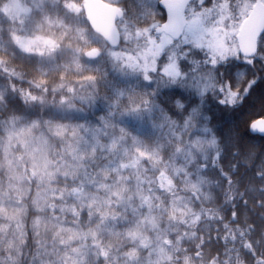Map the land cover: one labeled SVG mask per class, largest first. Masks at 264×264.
<instances>
[{
	"label": "snow or ice",
	"instance_id": "6c2138e0",
	"mask_svg": "<svg viewBox=\"0 0 264 264\" xmlns=\"http://www.w3.org/2000/svg\"><path fill=\"white\" fill-rule=\"evenodd\" d=\"M0 264H264V0H0Z\"/></svg>",
	"mask_w": 264,
	"mask_h": 264
}]
</instances>
